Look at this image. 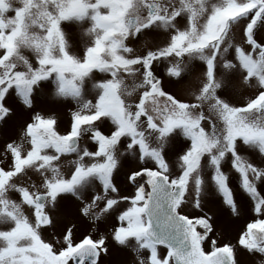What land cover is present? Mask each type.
I'll list each match as a JSON object with an SVG mask.
<instances>
[{"label": "snow or ice", "instance_id": "1", "mask_svg": "<svg viewBox=\"0 0 264 264\" xmlns=\"http://www.w3.org/2000/svg\"><path fill=\"white\" fill-rule=\"evenodd\" d=\"M242 256L264 264V0H0V264Z\"/></svg>", "mask_w": 264, "mask_h": 264}, {"label": "rangeland", "instance_id": "2", "mask_svg": "<svg viewBox=\"0 0 264 264\" xmlns=\"http://www.w3.org/2000/svg\"><path fill=\"white\" fill-rule=\"evenodd\" d=\"M72 32H73L74 43L79 46L80 43H81L80 30L75 28V26H73ZM162 38L163 37H161V39ZM196 73H198V69L194 68V74H196ZM47 91L48 90L46 89L45 92L47 93ZM248 94H249L248 91H233V95L235 96L236 99H240L241 97L246 96ZM44 106L47 107L50 110L58 112L62 116V118L64 119L65 123H67V121H68L67 113L69 111V107L62 106V105L58 106V105H54V104H51V103H49L47 105H44ZM242 154L245 155L249 159H254V160H257V161L259 160V155L252 153L250 150L245 149L242 152ZM229 167H230V164L226 165L225 166V170L227 171ZM232 235H235V233L233 232ZM232 242L235 243V238L232 239ZM241 259L244 262V264H259V260H260L259 257H256L255 260H251L247 256H242Z\"/></svg>", "mask_w": 264, "mask_h": 264}, {"label": "flooded vegetation", "instance_id": "3", "mask_svg": "<svg viewBox=\"0 0 264 264\" xmlns=\"http://www.w3.org/2000/svg\"><path fill=\"white\" fill-rule=\"evenodd\" d=\"M235 238V235H232V239ZM248 257V256H247ZM260 258V257H259ZM252 260V259H251Z\"/></svg>", "mask_w": 264, "mask_h": 264}]
</instances>
